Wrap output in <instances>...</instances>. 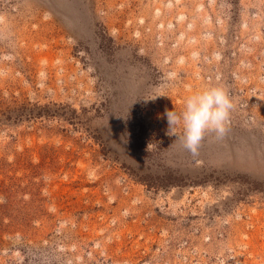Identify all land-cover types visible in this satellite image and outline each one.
Wrapping results in <instances>:
<instances>
[{
    "label": "rangeland",
    "instance_id": "1",
    "mask_svg": "<svg viewBox=\"0 0 264 264\" xmlns=\"http://www.w3.org/2000/svg\"><path fill=\"white\" fill-rule=\"evenodd\" d=\"M0 264H264V0H0Z\"/></svg>",
    "mask_w": 264,
    "mask_h": 264
},
{
    "label": "clouds",
    "instance_id": "2",
    "mask_svg": "<svg viewBox=\"0 0 264 264\" xmlns=\"http://www.w3.org/2000/svg\"><path fill=\"white\" fill-rule=\"evenodd\" d=\"M234 108L232 98L223 87H211L194 93L186 98L179 113L166 111L168 134L175 135L177 127L182 128L179 139L183 147L197 156L206 133L215 132L218 138L224 137Z\"/></svg>",
    "mask_w": 264,
    "mask_h": 264
}]
</instances>
